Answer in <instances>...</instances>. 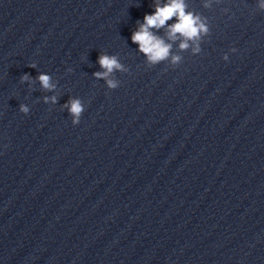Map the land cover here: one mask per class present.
<instances>
[{
    "label": "clouds",
    "instance_id": "9594fccd",
    "mask_svg": "<svg viewBox=\"0 0 264 264\" xmlns=\"http://www.w3.org/2000/svg\"><path fill=\"white\" fill-rule=\"evenodd\" d=\"M205 7H210V3H205ZM257 7L264 11V0H257ZM153 11L146 13L143 22L137 21V27L131 34L132 43L137 45L139 53L143 54L150 66H155L164 61H170L172 65H178L182 57L172 54L173 42L180 40L179 49L181 51L189 49L191 46L193 54L201 51L200 41L203 35L209 33V27L206 18L202 19L200 15L194 12L186 11L187 5L185 0H153ZM175 17V22L169 23ZM160 29H164V36L157 35ZM231 52H237L235 47L230 49ZM222 59L228 61L229 57L225 54ZM97 63L102 71L94 72L92 75L97 80H104L108 89L115 90L119 81L114 78L115 72L126 71L124 65L120 62L117 55L101 53L98 56ZM30 68H36V64L28 65ZM68 72L72 69L68 68ZM20 82L29 83V85L39 82L42 90L45 92H54L57 83L53 82L52 76L40 72L35 78L25 73L20 77ZM45 104L58 102L56 95L44 96ZM62 109H66L72 117V124L78 125L85 111L82 100L78 97H69L64 103ZM19 111L27 115L30 111L26 104L19 105Z\"/></svg>",
    "mask_w": 264,
    "mask_h": 264
}]
</instances>
